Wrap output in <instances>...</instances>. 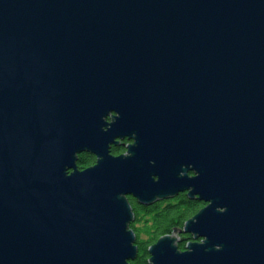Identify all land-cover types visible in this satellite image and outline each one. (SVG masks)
Masks as SVG:
<instances>
[{
    "label": "water",
    "instance_id": "95a60500",
    "mask_svg": "<svg viewBox=\"0 0 264 264\" xmlns=\"http://www.w3.org/2000/svg\"><path fill=\"white\" fill-rule=\"evenodd\" d=\"M183 191L150 264H264V0H0V264H130Z\"/></svg>",
    "mask_w": 264,
    "mask_h": 264
},
{
    "label": "trees",
    "instance_id": "16d2710c",
    "mask_svg": "<svg viewBox=\"0 0 264 264\" xmlns=\"http://www.w3.org/2000/svg\"><path fill=\"white\" fill-rule=\"evenodd\" d=\"M96 162V157L89 153L80 154L79 168H86ZM135 213V220L130 223L136 233L138 256L130 264H150L149 248L162 236L172 233L176 227H184L185 222L197 214L205 205L203 201L190 198L181 192L175 198H165L151 205L138 202L129 196ZM188 235V234H186ZM188 241L179 242L180 249H186Z\"/></svg>",
    "mask_w": 264,
    "mask_h": 264
},
{
    "label": "flooded vegetation",
    "instance_id": "af4514ba",
    "mask_svg": "<svg viewBox=\"0 0 264 264\" xmlns=\"http://www.w3.org/2000/svg\"><path fill=\"white\" fill-rule=\"evenodd\" d=\"M118 115V113L117 112H115V111H111L109 114H108V116L105 118L106 119V122H107V125L104 127L105 128V130H108L110 127H111V123L113 122V121H115V119H116V116ZM135 142H136V134L133 132H131V133H128V132H126V133H124L123 135H119V136H115L114 137V139H113V141L112 142H110L109 143V150H110V153L112 154V155H114V156H120V155H130L131 154V152L129 151V147H130V145H132V144H135ZM83 153H89V154H92V155H94L95 157H96V161H97V156L95 155V154H93V153H91V152H89V151H87V152H82V153H80V154H83ZM80 154H78V160H79V156H80ZM78 162V161H77ZM96 163V162H95ZM94 163V164H95ZM78 164V163H77ZM93 164V165H94ZM93 165H91V166H93ZM88 167H90V166H88ZM87 168V167H86ZM80 169H85V168H80ZM190 172H193V171H190ZM183 192H185V193H187V195L189 196V194H188V191H183ZM181 193V192H180ZM179 193V194H180ZM178 194V195H179ZM176 197V196H175ZM175 197H172V198H175ZM190 197V196H189ZM190 198H192V197H190ZM192 199H197V200H200V201H203L204 203H205V205L203 206V208L207 205V202L206 201H204V200H201V199H199L198 197H194V198H192ZM196 215V214H195ZM194 215V216H195ZM192 218V217H191ZM187 222V221H186ZM185 222V223H186ZM185 226V225H184ZM182 228H184V227H182ZM182 228H180V227H176L173 231H172V233H174L175 232V230L176 229H182ZM172 233H170V234H172ZM186 234H188V235H186ZM177 235H179L181 238H183L184 240L183 241H188V243L190 242V241H193L194 239L192 238V235L191 234H189V233H185V232H177ZM201 240V239H200ZM183 241H180V242H183Z\"/></svg>",
    "mask_w": 264,
    "mask_h": 264
},
{
    "label": "rangeland",
    "instance_id": "374dc122",
    "mask_svg": "<svg viewBox=\"0 0 264 264\" xmlns=\"http://www.w3.org/2000/svg\"><path fill=\"white\" fill-rule=\"evenodd\" d=\"M129 197V196H128ZM132 197V196H131ZM134 198V197H133ZM136 199V198H135ZM177 243H179V242H177ZM188 244V243H187Z\"/></svg>",
    "mask_w": 264,
    "mask_h": 264
}]
</instances>
